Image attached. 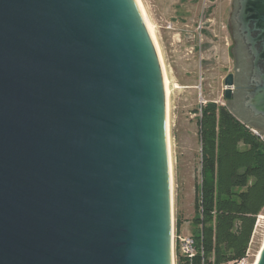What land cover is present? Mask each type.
Segmentation results:
<instances>
[{"label": "water", "instance_id": "95a60500", "mask_svg": "<svg viewBox=\"0 0 264 264\" xmlns=\"http://www.w3.org/2000/svg\"><path fill=\"white\" fill-rule=\"evenodd\" d=\"M161 117L132 0H0V264H168Z\"/></svg>", "mask_w": 264, "mask_h": 264}, {"label": "rangeland", "instance_id": "374dc122", "mask_svg": "<svg viewBox=\"0 0 264 264\" xmlns=\"http://www.w3.org/2000/svg\"><path fill=\"white\" fill-rule=\"evenodd\" d=\"M154 27L169 81L170 143L173 168V256L177 235H191L194 191L199 173V143L195 109L207 102L223 105L222 75L231 67L223 26L228 0H216L211 15L208 0H140ZM210 21L208 22L207 20ZM180 224L178 234L176 219ZM264 238V211L257 217L250 255L252 264Z\"/></svg>", "mask_w": 264, "mask_h": 264}, {"label": "trees", "instance_id": "16d2710c", "mask_svg": "<svg viewBox=\"0 0 264 264\" xmlns=\"http://www.w3.org/2000/svg\"><path fill=\"white\" fill-rule=\"evenodd\" d=\"M194 112L199 143L189 235L194 254L181 255L177 244L176 264H239L264 211V131L214 102ZM179 224L177 218V234Z\"/></svg>", "mask_w": 264, "mask_h": 264}, {"label": "flooded vegetation", "instance_id": "af4514ba", "mask_svg": "<svg viewBox=\"0 0 264 264\" xmlns=\"http://www.w3.org/2000/svg\"><path fill=\"white\" fill-rule=\"evenodd\" d=\"M209 2L210 16L215 1ZM228 2L222 34L231 69L218 78L220 96L223 105L239 119L264 131V0ZM229 75L233 84L230 98L226 99L225 79Z\"/></svg>", "mask_w": 264, "mask_h": 264}, {"label": "bare ground", "instance_id": "6f19581e", "mask_svg": "<svg viewBox=\"0 0 264 264\" xmlns=\"http://www.w3.org/2000/svg\"><path fill=\"white\" fill-rule=\"evenodd\" d=\"M139 18L143 24V27L147 33V36L152 44L153 61L160 75L161 91H162V117H161V129H162V142H163V162L166 178V200L168 203L167 214V260L168 264H174L173 256V166L171 156V143H170V110H169V81L166 77L163 62L161 59L158 44L155 39L154 27L149 22L145 9L140 0H132ZM264 247V238L259 251L255 256V260L252 264H257L261 251Z\"/></svg>", "mask_w": 264, "mask_h": 264}, {"label": "built area", "instance_id": "2783aa9c", "mask_svg": "<svg viewBox=\"0 0 264 264\" xmlns=\"http://www.w3.org/2000/svg\"><path fill=\"white\" fill-rule=\"evenodd\" d=\"M254 133H256V131H254ZM176 239H177V243L179 245L180 254L183 256H187V257L191 258L194 254L192 239L189 236L188 237H181L178 235H177ZM252 241H253V235H252L250 242H249V247H248V250L246 252V258L244 260H242L239 264H246V261L250 255V248H251Z\"/></svg>", "mask_w": 264, "mask_h": 264}]
</instances>
